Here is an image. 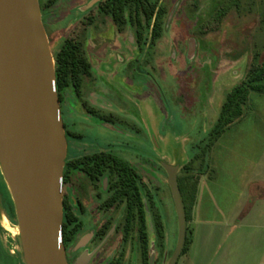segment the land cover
<instances>
[{
  "label": "rangeland",
  "instance_id": "374dc122",
  "mask_svg": "<svg viewBox=\"0 0 264 264\" xmlns=\"http://www.w3.org/2000/svg\"><path fill=\"white\" fill-rule=\"evenodd\" d=\"M38 1L54 57L71 40L91 64L81 97L72 85L57 91L68 143L63 200L79 228L68 263L139 262L132 202L107 208L109 177L97 182L72 166L105 151L138 172L151 264H168L179 239L164 165L178 179H202V209L213 197L225 212L196 224L194 207L178 264H264V227L251 226H264V201L246 187L264 179V93L252 92L242 119L212 142L227 95L264 65V0H149L162 11L161 36L151 27L141 43L129 14L117 26L102 10L107 0ZM10 205L0 203V263L25 264Z\"/></svg>",
  "mask_w": 264,
  "mask_h": 264
},
{
  "label": "water",
  "instance_id": "95a60500",
  "mask_svg": "<svg viewBox=\"0 0 264 264\" xmlns=\"http://www.w3.org/2000/svg\"><path fill=\"white\" fill-rule=\"evenodd\" d=\"M0 165L13 198L25 264H68L63 179L68 143L56 65L38 0H0ZM184 248L187 219L178 168L164 165Z\"/></svg>",
  "mask_w": 264,
  "mask_h": 264
},
{
  "label": "trees",
  "instance_id": "16d2710c",
  "mask_svg": "<svg viewBox=\"0 0 264 264\" xmlns=\"http://www.w3.org/2000/svg\"><path fill=\"white\" fill-rule=\"evenodd\" d=\"M55 2L56 0H51L47 6ZM102 10L112 18L117 26L125 24L126 14H129L131 23L137 28L139 43L143 40L145 30L151 27L154 40L161 36L163 15L158 3L152 4L149 0H107L102 6ZM77 49L76 44L67 40L54 57L59 94L64 88L72 85L77 95L82 96L83 76L90 75L91 64L82 54L76 55ZM252 92L264 93V65L262 67L253 65L246 79L227 95L221 108L220 117L212 130L213 143L234 123L242 119L244 106H246ZM59 99L61 100V97ZM193 163L194 161H191L187 167ZM72 166L97 182L102 176L107 175L109 177L112 196L107 205L111 206L116 202L122 203L125 200L132 202L135 219H137L140 227L141 242L146 246L148 241L145 232V211L140 194L138 172L125 160L105 151L81 157L75 160ZM178 184L185 207L186 219L189 222L196 205L199 179H178ZM76 222L77 217L70 210L67 202H64L63 241L65 246L73 241L78 232ZM185 249L184 247L181 256Z\"/></svg>",
  "mask_w": 264,
  "mask_h": 264
},
{
  "label": "crops",
  "instance_id": "0c3cea01",
  "mask_svg": "<svg viewBox=\"0 0 264 264\" xmlns=\"http://www.w3.org/2000/svg\"><path fill=\"white\" fill-rule=\"evenodd\" d=\"M201 180H199V184H200ZM199 184H198V191H197L196 206H195V210H194V219H195L196 224H198L199 215L204 216L206 214V216L208 218H210L211 220L214 219L215 217H217V218L221 217L222 218L225 215V212L222 211L221 209H219L218 207H216L219 205H216L215 199L213 197L211 198V204L208 205V207H207L208 210L204 211L202 209V204H201V200H200V196H199ZM246 187L249 190H253V192H255L257 194V197L259 200L264 201V179H259V181L257 180L254 182H249L248 186H246ZM204 206H205V204H204ZM236 214H237V212L233 213L232 216H236ZM242 214H243L242 217L245 216L247 214V211L242 213ZM261 225L253 224L251 226L252 227H257V226L264 227L263 225L262 226Z\"/></svg>",
  "mask_w": 264,
  "mask_h": 264
},
{
  "label": "flooded vegetation",
  "instance_id": "af4514ba",
  "mask_svg": "<svg viewBox=\"0 0 264 264\" xmlns=\"http://www.w3.org/2000/svg\"><path fill=\"white\" fill-rule=\"evenodd\" d=\"M7 193L9 194V197L6 195ZM110 199H111V197L108 200H106L105 203H104V205H106L107 208H111L114 204H117L118 203V202H116L113 205L108 206L107 205V202ZM10 200H11V203H12V206H13V211L16 214V210H15V207H14V203L12 201V196H11V193H10V190H9V187H8L6 181L4 182V184H1L0 183V203H2V204L6 203L7 205H9L11 207ZM78 231H79V228H78ZM76 234H75V236H76ZM75 236H74V239H75ZM74 239H73V241H74ZM137 240H138V244H139V247H138L139 248V251H138V255H139L138 256L139 257L138 259H139V262H138V264H151L150 257H149L148 243L145 246L144 243L141 242L142 239H141V236H140V230H139V233L137 235ZM72 242H70V243H72ZM65 248H66V246H65ZM66 253H67V250H66ZM67 261H68V258H67ZM110 264H123V257H121V256L117 257L116 259L112 260L110 262ZM177 264H178V262H177Z\"/></svg>",
  "mask_w": 264,
  "mask_h": 264
},
{
  "label": "bare ground",
  "instance_id": "6f19581e",
  "mask_svg": "<svg viewBox=\"0 0 264 264\" xmlns=\"http://www.w3.org/2000/svg\"><path fill=\"white\" fill-rule=\"evenodd\" d=\"M0 91H1V82H0ZM9 230V229H8ZM11 231V230H10Z\"/></svg>",
  "mask_w": 264,
  "mask_h": 264
}]
</instances>
